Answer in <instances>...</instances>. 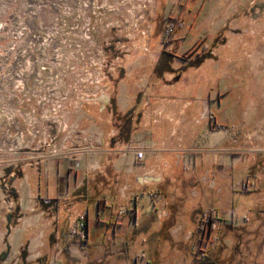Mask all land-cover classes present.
<instances>
[{"label": "crops", "instance_id": "obj_1", "mask_svg": "<svg viewBox=\"0 0 264 264\" xmlns=\"http://www.w3.org/2000/svg\"><path fill=\"white\" fill-rule=\"evenodd\" d=\"M225 1L210 0L215 9L198 16L180 11L179 34L231 33L234 11L218 9ZM243 24L234 37L224 34L222 44L252 47L255 56L182 59L179 53L193 40L186 34L165 57L155 52L145 62L131 61L106 98L90 99L92 105L69 116L82 135L73 142L78 148L62 140L57 154L47 146L0 151V264H196V254L183 251L189 235L207 212L231 217L236 208L228 155L236 127V73L246 83L243 97L264 82L258 51L264 27ZM251 119L249 104L243 130L251 131ZM257 128L264 131L263 120ZM259 140L264 144L263 136ZM137 151L144 152L142 160ZM122 208L127 211L120 213ZM80 214H86L82 245L71 235Z\"/></svg>", "mask_w": 264, "mask_h": 264}, {"label": "rangeland", "instance_id": "obj_2", "mask_svg": "<svg viewBox=\"0 0 264 264\" xmlns=\"http://www.w3.org/2000/svg\"><path fill=\"white\" fill-rule=\"evenodd\" d=\"M218 6L235 13L228 25L231 33H241L246 22L264 27V0H226ZM212 9L210 0H0V140L5 126L43 122L54 109L68 121L92 105L90 99L112 92L131 61L145 62L155 52L163 55L186 34L193 40L179 53L182 59L226 57L228 52L237 61L255 56L252 47L222 44L224 34L234 37L228 31L179 34L180 11L198 16ZM259 48L264 56V44ZM244 84L236 73V127L228 147L236 208L231 217L207 212L197 232L189 235L183 251L196 254V263L264 264V144L259 140L264 131L257 128L264 121V82L254 83L250 98L243 97ZM249 104L251 131L242 129L243 109ZM217 129L226 138V130ZM221 202L226 203L225 197ZM237 207H242L238 214Z\"/></svg>", "mask_w": 264, "mask_h": 264}, {"label": "built area", "instance_id": "obj_3", "mask_svg": "<svg viewBox=\"0 0 264 264\" xmlns=\"http://www.w3.org/2000/svg\"><path fill=\"white\" fill-rule=\"evenodd\" d=\"M102 94L105 93H101L98 96ZM51 114L52 115L49 119H45V121H40L39 123L30 122L25 125V127L16 126L15 128H12L10 125L5 126L4 134L0 140V151L5 150L11 152L30 148L39 150L44 146H47L51 147L53 154L59 153L63 146L58 147L56 143L63 140L65 144L71 124L65 119H59L55 109ZM8 118L10 117L8 116ZM52 125H55V133H52ZM136 156L138 160H142L145 155L143 151H137ZM153 195L155 194L152 193V196ZM126 211V208H122L119 212L124 213ZM85 227L86 214H80L71 231L72 237L79 245H82L86 239L87 232Z\"/></svg>", "mask_w": 264, "mask_h": 264}, {"label": "water", "instance_id": "obj_4", "mask_svg": "<svg viewBox=\"0 0 264 264\" xmlns=\"http://www.w3.org/2000/svg\"><path fill=\"white\" fill-rule=\"evenodd\" d=\"M106 97L107 96L105 94H102L99 99H101V98L104 99ZM52 126H53L52 133H55V125H52ZM81 136L82 135L80 133H78V132L76 133L75 127L72 126L70 128V131H69L68 135H67V139L65 141V147L78 148L79 144L73 143V142L74 141H80L81 140Z\"/></svg>", "mask_w": 264, "mask_h": 264}, {"label": "trees", "instance_id": "obj_5", "mask_svg": "<svg viewBox=\"0 0 264 264\" xmlns=\"http://www.w3.org/2000/svg\"><path fill=\"white\" fill-rule=\"evenodd\" d=\"M165 55H166V53L165 54H163V56L162 57H165ZM211 220H212V224H211V229H213V223H214V218H211Z\"/></svg>", "mask_w": 264, "mask_h": 264}, {"label": "flooded vegetation", "instance_id": "obj_6", "mask_svg": "<svg viewBox=\"0 0 264 264\" xmlns=\"http://www.w3.org/2000/svg\"><path fill=\"white\" fill-rule=\"evenodd\" d=\"M196 264H203V262H197ZM208 264V263H207ZM210 264H218V263H215V262H212Z\"/></svg>", "mask_w": 264, "mask_h": 264}]
</instances>
